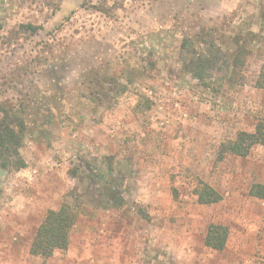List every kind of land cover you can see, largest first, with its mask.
<instances>
[{
  "label": "rangeland",
  "instance_id": "obj_1",
  "mask_svg": "<svg viewBox=\"0 0 264 264\" xmlns=\"http://www.w3.org/2000/svg\"><path fill=\"white\" fill-rule=\"evenodd\" d=\"M0 24V104L25 124V168L0 169V264H264V146L219 153L264 124V0H0ZM201 184L221 200L198 204ZM62 205L67 249L32 256Z\"/></svg>",
  "mask_w": 264,
  "mask_h": 264
},
{
  "label": "trees",
  "instance_id": "obj_2",
  "mask_svg": "<svg viewBox=\"0 0 264 264\" xmlns=\"http://www.w3.org/2000/svg\"><path fill=\"white\" fill-rule=\"evenodd\" d=\"M2 26L0 24V32ZM189 48V43L181 45ZM188 73L203 87H209L213 77L210 74L214 66L203 58L197 57L189 62ZM208 74V75H206ZM255 86L264 90V65L261 66ZM25 124L22 118L12 115V110L6 104H0V169L17 172L25 168L21 155ZM264 146V124L257 123L252 133L239 132L231 141H226L220 147V155H233L244 158L252 147ZM194 195L200 205H212L221 200V196L206 184H201ZM249 195L264 200V185L255 184ZM77 221V215L69 205H62L56 211H48L42 223L36 229L29 252L32 256L47 259L54 251L66 250L69 244L70 232ZM227 231L224 227L212 225L208 228L205 245L213 250L221 251L226 243Z\"/></svg>",
  "mask_w": 264,
  "mask_h": 264
}]
</instances>
